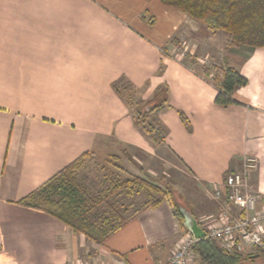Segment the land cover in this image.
Returning <instances> with one entry per match:
<instances>
[{"label":"crops","instance_id":"crops-1","mask_svg":"<svg viewBox=\"0 0 264 264\" xmlns=\"http://www.w3.org/2000/svg\"><path fill=\"white\" fill-rule=\"evenodd\" d=\"M176 34L196 48L222 38L223 56L247 79L232 94L239 104H216L192 63L164 54ZM224 38L159 0H0V264H168L187 230L170 201L102 245L16 204L84 152L115 155L122 167L151 162L157 145L114 90L121 80L143 105L160 96L152 109L167 131L160 145L181 164L177 207L203 232L225 204L214 187L244 156L256 158L249 184L264 206V46L229 51Z\"/></svg>","mask_w":264,"mask_h":264},{"label":"trees","instance_id":"trees-1","mask_svg":"<svg viewBox=\"0 0 264 264\" xmlns=\"http://www.w3.org/2000/svg\"><path fill=\"white\" fill-rule=\"evenodd\" d=\"M159 1L201 22L211 32H223L225 50L235 51L240 47L254 49L264 46V0ZM185 57L192 64L196 61L195 57L189 55ZM212 69L215 71L214 76L209 79ZM200 74L216 89L214 99L216 104L224 107L239 104L232 94L236 88L245 86L247 79L229 65L226 57H222L218 67L212 64L203 66ZM113 88L119 93L117 82L113 83ZM139 109L133 114L137 125H141L145 117ZM178 114L189 129L187 117L181 111ZM166 133V129L159 125L154 135L149 136L155 144L156 142L160 144L164 141ZM90 157L91 152H84L29 194L18 199L16 204L40 210L69 226L74 233L82 234L102 245L109 236L142 211L155 208L165 200L170 202L173 200L174 192L169 187L162 188L137 175L122 177L119 172L124 173V170L117 164H111L114 170L108 171L111 178L99 190L86 184L80 178L79 170ZM109 157L113 160L118 159L115 155ZM141 192L145 193L143 200L140 202L130 200ZM171 205L173 214L182 224L177 205L173 203ZM193 251L195 264H241L243 260L241 254L225 251L215 240L207 236L195 241ZM255 253L264 256V248L256 249Z\"/></svg>","mask_w":264,"mask_h":264},{"label":"rangeland","instance_id":"rangeland-1","mask_svg":"<svg viewBox=\"0 0 264 264\" xmlns=\"http://www.w3.org/2000/svg\"><path fill=\"white\" fill-rule=\"evenodd\" d=\"M177 37H178L177 34L171 37L172 39L170 40L169 44L168 43L166 44L167 47L163 46L162 51L164 52V54L171 55L178 59H184L185 61L183 62H186V61L189 62V60L186 59L185 55L195 57L203 53V51H206V48H205L206 46L211 47L212 46L211 44H213L214 47L216 48L218 47L217 50H212L209 56L207 55L202 58L199 57L202 60L201 61L196 60L194 64H198V65L193 64L192 66L196 68V70L199 71V73H202L203 66H210L212 64V66L218 67L221 64V60L223 57L222 38L220 37L217 38L218 42L216 41L215 43H211V44H208L206 42L203 45H200L196 48V46L190 40L185 41V40L178 39ZM211 56L213 58H211ZM214 72L215 71H213L212 69L209 74V79H211L214 76ZM120 83L117 84L118 92L127 101L129 108L132 109L130 110V113L133 115L134 112L139 107L141 106L143 107V103L146 101V99H144L143 96L137 92L135 93L134 91L127 90L128 87L121 86L119 85ZM154 100L149 101L148 103L150 105L151 104L153 105V103H155ZM143 114H145V117L142 120L143 123L141 125L138 124L139 129L144 130L145 131L144 133H148L147 135L153 136L154 131L157 130L159 126V123L156 121V118L153 112L147 111V112H144ZM155 145H157V149L154 152V155H153L154 157L153 159H151V162L149 161L148 163L142 162L144 169L139 167V166H142L139 163H138L139 165L138 164L135 165L136 163L135 164L132 163L131 165V164L124 163L127 161L123 160L122 163L126 164V165H123V167L127 169L125 170L121 166V164L117 162V160L111 159L109 155L106 154L107 152H102L103 154L95 153L94 157L92 156L85 160L84 164L79 170V176L80 178H82V180L86 184L99 190L102 186H104V184L107 183L108 179L111 178L110 173H108L109 170H113L111 164H115V165L117 164L119 167L123 168L124 170V173L119 172L122 177H129V176L131 177L132 175L144 177L150 180L151 182H154L160 185L162 188L169 187L173 192V182L175 180H178L180 176L179 169L181 168V164L171 154H169L166 148L161 146L159 142H156ZM137 156H139L141 159L145 158V155L142 156V155L137 154ZM131 166H136V168L135 167L131 168ZM104 167H106L105 170L103 169ZM148 168H149V171H148ZM129 171L130 172L132 171L135 174H131ZM144 197H145V193L141 192L140 194L136 195L134 198L130 200L134 202H140L141 200L144 199ZM177 201H178L177 196L174 193V198L173 200H171V203L177 205L178 203ZM255 252L256 250H254L253 248H251L250 250H247L246 248L243 252L239 253L243 256L242 257L243 260L241 264H264V256L258 255V256L253 257L254 254H256Z\"/></svg>","mask_w":264,"mask_h":264},{"label":"built area","instance_id":"built-area-1","mask_svg":"<svg viewBox=\"0 0 264 264\" xmlns=\"http://www.w3.org/2000/svg\"><path fill=\"white\" fill-rule=\"evenodd\" d=\"M257 168L256 158L244 156L240 167L229 171L220 187H214L215 198L223 197L224 205L217 220L204 219L206 236L230 253L246 248H264V206L261 196L249 184V175ZM196 239L185 231L179 238L168 264H195L193 246Z\"/></svg>","mask_w":264,"mask_h":264},{"label":"water","instance_id":"water-1","mask_svg":"<svg viewBox=\"0 0 264 264\" xmlns=\"http://www.w3.org/2000/svg\"><path fill=\"white\" fill-rule=\"evenodd\" d=\"M159 100H160V96H157L154 100L155 103H153V105L146 103L145 105H143V107L139 109V112L143 114L144 112L151 111L154 108V106L159 102ZM178 211L183 217V225L196 240L206 236V233L202 231V229L198 226L196 220L188 212H186L181 207L178 208ZM258 255L259 254H256L253 257Z\"/></svg>","mask_w":264,"mask_h":264}]
</instances>
